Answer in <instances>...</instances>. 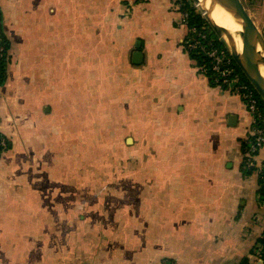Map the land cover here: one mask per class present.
Segmentation results:
<instances>
[{
  "label": "crops",
  "instance_id": "0c3cea01",
  "mask_svg": "<svg viewBox=\"0 0 264 264\" xmlns=\"http://www.w3.org/2000/svg\"><path fill=\"white\" fill-rule=\"evenodd\" d=\"M188 35L174 0H0V264L257 261L249 113Z\"/></svg>",
  "mask_w": 264,
  "mask_h": 264
},
{
  "label": "built area",
  "instance_id": "2783aa9c",
  "mask_svg": "<svg viewBox=\"0 0 264 264\" xmlns=\"http://www.w3.org/2000/svg\"><path fill=\"white\" fill-rule=\"evenodd\" d=\"M125 1L131 2L133 0ZM174 1L180 10L183 23L187 24L189 13L184 9V0ZM125 11H129V7H126ZM197 14L203 17L202 12ZM208 34L205 25L189 28V35L184 40V46L187 50H196L204 54L209 60L210 70L214 74L213 81L229 87L242 100L250 117L249 135L246 137L244 147L247 167H254V171L259 174L264 170V105L260 102L254 88L243 78L241 72L235 70L233 60L225 48L214 45ZM200 70L203 73L207 71L204 67H201ZM0 145H5L3 139L0 141Z\"/></svg>",
  "mask_w": 264,
  "mask_h": 264
},
{
  "label": "water",
  "instance_id": "95a60500",
  "mask_svg": "<svg viewBox=\"0 0 264 264\" xmlns=\"http://www.w3.org/2000/svg\"><path fill=\"white\" fill-rule=\"evenodd\" d=\"M192 1L201 9L203 18L208 23L211 31L223 48L228 52L247 82L254 88L264 105V75L261 72V66H264V61L254 63L249 56V40L251 33L254 32L257 35L263 52L264 36L246 12L242 1L227 0L229 4V16L232 22L239 28L234 32H231L228 28L222 27L213 19V10L206 0ZM131 61L135 65L140 64L142 62L141 52L133 51ZM128 141L130 140L128 139Z\"/></svg>",
  "mask_w": 264,
  "mask_h": 264
},
{
  "label": "trees",
  "instance_id": "16d2710c",
  "mask_svg": "<svg viewBox=\"0 0 264 264\" xmlns=\"http://www.w3.org/2000/svg\"><path fill=\"white\" fill-rule=\"evenodd\" d=\"M185 2V1H184ZM184 9L187 10V12L189 13L188 16V20H187V27L188 28H198L202 25L207 26V28H209V31L212 33L211 35L213 36V32L211 31L208 23L206 22V20L201 17L200 14H197L194 12V9L192 7L189 6V4H187L185 2V4L183 5ZM208 32V31H207ZM209 33V32H208ZM209 37L212 38L214 45L218 46V47H222V45L219 43V41L217 40V38L215 37V35L212 37L210 36V34H208ZM0 84L3 81L4 78V66H5V62H6V46L4 44H0ZM189 52V54L196 60L198 66L204 67L207 69V71L205 72L206 75L211 76V79L213 80V72L210 70V65H209V60L207 59V57L196 51V50H187ZM233 66L235 68L236 71H239L238 67L235 65L234 61H233ZM240 72V71H239ZM243 76V75H242ZM244 78V76H243ZM245 79V78H244ZM246 80V79H245ZM260 102L262 103V101L260 100ZM263 104V103H262ZM4 140L5 145L2 146L0 145V153L2 150H4L5 148H7L8 145V141L7 139L0 134V141ZM245 141V140H244ZM242 141V148L245 147L246 142ZM247 157L246 156H242V163L241 166L245 167V174L246 175H254L256 178V183H257V189H256V193L258 194V198H259V203L260 205H264V170L263 172H260L259 174H257L254 170V167H247ZM264 212V210H263ZM262 230L261 233L259 234V236L257 237V239L255 240V243L253 245V249H251V252H253V250H256V254L259 256V258L262 260V264H264V219H262ZM238 264H248V259L247 257H241L238 261ZM254 264H258V263H254Z\"/></svg>",
  "mask_w": 264,
  "mask_h": 264
},
{
  "label": "bare ground",
  "instance_id": "6f19581e",
  "mask_svg": "<svg viewBox=\"0 0 264 264\" xmlns=\"http://www.w3.org/2000/svg\"><path fill=\"white\" fill-rule=\"evenodd\" d=\"M211 6L213 19L222 27L228 28L231 32L239 28L235 25L229 16V4L227 0H206ZM236 40V38H235ZM249 56L254 63L264 61V52L261 49L257 35L252 32L249 40ZM261 72L264 75V66H261Z\"/></svg>",
  "mask_w": 264,
  "mask_h": 264
},
{
  "label": "rangeland",
  "instance_id": "374dc122",
  "mask_svg": "<svg viewBox=\"0 0 264 264\" xmlns=\"http://www.w3.org/2000/svg\"><path fill=\"white\" fill-rule=\"evenodd\" d=\"M187 4H189V6L190 7H192L193 9H194V11L196 12V13H201V9H199L198 8V6L192 1V0H184ZM259 30L262 32V34H263V36H264V28H262V27H260L259 28ZM207 31L209 32V34H210V36H212L211 34V32L209 31V28H207ZM214 36V35H213ZM212 36V37H213ZM96 129V128H95ZM264 163V162H263ZM262 207H263V209H264V205H261ZM255 260H257L256 262L258 263V264H262V260L259 258V256L257 255V259H255Z\"/></svg>",
  "mask_w": 264,
  "mask_h": 264
}]
</instances>
